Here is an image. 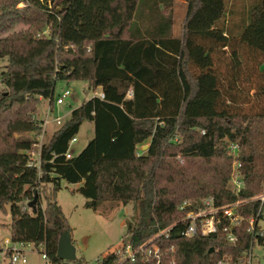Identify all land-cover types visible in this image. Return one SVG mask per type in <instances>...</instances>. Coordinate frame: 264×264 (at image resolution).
<instances>
[{"label": "trees", "instance_id": "trees-1", "mask_svg": "<svg viewBox=\"0 0 264 264\" xmlns=\"http://www.w3.org/2000/svg\"><path fill=\"white\" fill-rule=\"evenodd\" d=\"M185 1L177 36L175 0H0V210L10 205L11 239L44 245L50 264H63L59 238L72 233L57 199L63 180L81 184L75 191L95 211L106 201L132 203L122 240L139 247L154 239L160 264L244 263L264 243L261 201L247 202L264 191V0ZM61 80L89 81L103 96L73 109L42 144L40 167L30 165L44 122L38 104L55 106ZM88 120L94 137L67 158ZM233 144L240 191L232 187ZM207 198L217 207L240 202L241 219L232 225L220 213L216 232L183 235L180 221ZM185 200L192 204L180 209ZM176 223L169 238L158 236ZM116 261L111 251L103 256V264Z\"/></svg>", "mask_w": 264, "mask_h": 264}, {"label": "rangeland", "instance_id": "rangeland-1", "mask_svg": "<svg viewBox=\"0 0 264 264\" xmlns=\"http://www.w3.org/2000/svg\"><path fill=\"white\" fill-rule=\"evenodd\" d=\"M23 6V3L18 5V7ZM173 15L175 18L173 34L180 36L182 33L183 20L186 16V4L180 2L175 3ZM16 29H18V27H16ZM49 32L50 29L48 27L44 29L45 34ZM6 64L7 59L0 60V72L5 68ZM0 89H4L3 84L0 85ZM66 89H70L71 94L64 99L62 104L55 103V108L50 106L48 99H44L38 104L36 117H42L44 120L48 119L49 124L47 127L48 132L45 134L46 130L44 125V130L42 129L40 134L35 135V138L43 134L40 138L44 139V142H47L53 132L70 118L73 109L81 106L95 96L96 93L101 91L100 87L93 90L90 82L86 80H61L58 81L56 85V99ZM250 94H254V91L251 90ZM57 116L61 119L60 123L55 120ZM94 135V122L90 120L85 121L77 135L78 141L71 145L73 154H79L92 140ZM148 144L149 143L140 145V152L147 150ZM35 158H37V156ZM76 187V184H70L63 180L57 199L62 205L72 228V238L76 247L77 258L90 264H95L98 258H102L107 252L115 250L121 243L127 230L126 221H130L134 217V207L132 203L123 205V203L119 201H106L100 206L98 211H95L85 206L86 198L75 191V189L78 188ZM232 187L233 189L236 187L233 182ZM50 189L51 184L43 185L45 194L50 195ZM262 195H264V191L256 197ZM43 205H45V200L43 201ZM234 211L238 216L239 213L236 208ZM11 220L10 205H7V213L0 210V222L6 224V227H0V243L3 242L6 237L10 236ZM259 225L262 231H264V220H262ZM41 251V247L36 246L27 249L26 264H50L49 260L42 257ZM247 259H249V257ZM0 263H2V261H0ZM14 264L22 263L18 262ZM235 264H264V243H260L259 241L255 242L252 248L250 262L246 260L245 263Z\"/></svg>", "mask_w": 264, "mask_h": 264}, {"label": "built area", "instance_id": "built-area-1", "mask_svg": "<svg viewBox=\"0 0 264 264\" xmlns=\"http://www.w3.org/2000/svg\"><path fill=\"white\" fill-rule=\"evenodd\" d=\"M0 84H1V79H0ZM71 94L70 89H66L59 97L56 99L57 104H62L64 102V99ZM103 96V93H102ZM55 120L60 123V117L57 116ZM49 121L46 119L43 122V126L48 124ZM44 130V127H43ZM43 135V134H42ZM37 138V142L35 144V148L37 150H32L29 152V155L31 157V162L30 165H33L36 163L38 167H40L41 164V158H40V149L43 144V139L40 138V136ZM77 141V136L74 137L71 142H70V148L66 154L67 158H71L73 156V152L71 150V145L72 143ZM238 145L233 144L231 146V151L233 155L235 156V159L233 161V171H232V182L236 185L235 190L240 191V189L244 186V181L242 178V173L240 170L241 163L237 159L238 155ZM37 156V158H35ZM255 199H260L261 201V208L260 211L264 210V195L256 198H252L250 200H247V202ZM192 204V201L190 200H185L181 205L180 209H185L186 207L190 206ZM204 206L200 208L197 211H190L188 212L184 218L180 221L181 223L186 224L184 230L181 232L183 235L187 237H192L195 235H209L211 233H214L217 231V223H218V216L220 213L224 214L225 216H228L230 220L232 221V225H235L239 222L240 216L235 213L234 209L238 207L240 202H237L233 205H227V206H221L217 207L214 205L213 199L212 198H207L204 199L203 201ZM264 213V211H263ZM250 224L251 226L249 227V230H255V220L254 218L250 219ZM260 223H258L259 225ZM176 224L166 228L165 230L161 231L158 236L164 235L165 238H169L170 232ZM260 226V225H259ZM263 235V233H261ZM229 240L231 242H235L237 240L236 236L232 233L229 232L228 234ZM154 239L150 240L148 243L139 246V247H133V245L129 241V237H127L126 241L122 240L121 243L116 247L115 250L111 251L117 256V261L114 262V264H126L128 262H135L138 259H142L143 261H149L153 257L157 259L156 264H160L161 259H160V248L155 245H150V243ZM34 244L30 242H15L11 238H6L4 240V247L0 251V261L2 263L0 264H14V263H22L26 264L27 263V257H26V252L27 249L33 247ZM42 251V257L49 260L46 253L44 252V245L40 246ZM252 251L249 253L247 261L249 260L250 262V257H251ZM246 262V261H245ZM244 262V263H245ZM238 263H242V260H240ZM73 264V263H70ZM90 264V263H88ZM95 264H103V257L98 258L96 260ZM217 264H230L229 261H220Z\"/></svg>", "mask_w": 264, "mask_h": 264}, {"label": "water", "instance_id": "water-1", "mask_svg": "<svg viewBox=\"0 0 264 264\" xmlns=\"http://www.w3.org/2000/svg\"><path fill=\"white\" fill-rule=\"evenodd\" d=\"M38 200V193L35 198L28 203V206L36 209V203ZM213 249H211L212 251ZM58 258L63 260V264H70V262L77 259L76 247L73 243L72 233L69 230H65L61 233L58 243Z\"/></svg>", "mask_w": 264, "mask_h": 264}, {"label": "crops", "instance_id": "crops-1", "mask_svg": "<svg viewBox=\"0 0 264 264\" xmlns=\"http://www.w3.org/2000/svg\"><path fill=\"white\" fill-rule=\"evenodd\" d=\"M178 2H180V3H185L186 4V12H187V2L185 1V0H175V3H178ZM185 18V17H184ZM175 25V24H174ZM173 28H174V26H173ZM101 88V87H100ZM95 96H102V89H101V91L100 92H98V93H96L95 94ZM44 99H42L41 101H43ZM55 108V107H54ZM39 120H42V121H45L44 119H42V117L40 118V117H37ZM49 124V123H48ZM48 124H46V126H45V134L48 132ZM58 129V128H57ZM54 133V132H53ZM37 139V138H36ZM43 142H44V139L42 140ZM77 141H78V138H77ZM148 147H149V144H148ZM74 155V154H73ZM77 185V187H79L80 186V184H76ZM76 187V188H77ZM0 227L2 228V227H6V224H4V223H2V222H0ZM6 238H11V223H10V236H8V237H6ZM5 238V239H6ZM4 239V240H5ZM4 247V241L3 242H1L0 243V248H3Z\"/></svg>", "mask_w": 264, "mask_h": 264}]
</instances>
